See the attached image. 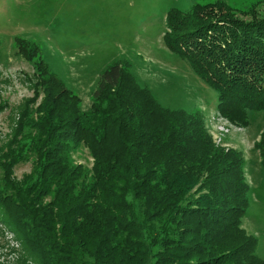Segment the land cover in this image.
<instances>
[{"label": "trees", "instance_id": "1", "mask_svg": "<svg viewBox=\"0 0 264 264\" xmlns=\"http://www.w3.org/2000/svg\"><path fill=\"white\" fill-rule=\"evenodd\" d=\"M248 14L224 1L172 8L165 36L243 126L264 110V12ZM15 41L36 79L0 147V217L22 242L20 264H264L242 227L244 158L214 144L201 111L164 106L118 63L85 109L35 44ZM81 145L90 169L74 160ZM256 148L264 171V133ZM31 158L33 170L15 177Z\"/></svg>", "mask_w": 264, "mask_h": 264}, {"label": "rangeland", "instance_id": "2", "mask_svg": "<svg viewBox=\"0 0 264 264\" xmlns=\"http://www.w3.org/2000/svg\"><path fill=\"white\" fill-rule=\"evenodd\" d=\"M217 1L247 19L248 12H264V0H0V147L11 139L21 105L35 94L34 59L19 52L18 36L39 48V56L80 95L85 109L92 104L101 74L114 64L124 65L164 106L201 111L217 147L241 152L249 184L242 227L257 236V252L264 258V171L256 148L264 133V110L249 113V126L231 121L218 109L216 92L165 42L172 8L190 12L196 4ZM222 120L229 127L225 134L217 129ZM73 157L93 167L85 145ZM33 166V158L17 164L15 177L22 178ZM22 252L19 236L0 217V264H20Z\"/></svg>", "mask_w": 264, "mask_h": 264}, {"label": "built area", "instance_id": "3", "mask_svg": "<svg viewBox=\"0 0 264 264\" xmlns=\"http://www.w3.org/2000/svg\"><path fill=\"white\" fill-rule=\"evenodd\" d=\"M221 119L226 120L225 118H223L222 116L218 115ZM219 119V118H218ZM224 120L220 121L219 123H217V129L221 134H225L229 131V127L226 125V123L224 122ZM227 122V120H226ZM219 140H221V138H219Z\"/></svg>", "mask_w": 264, "mask_h": 264}]
</instances>
